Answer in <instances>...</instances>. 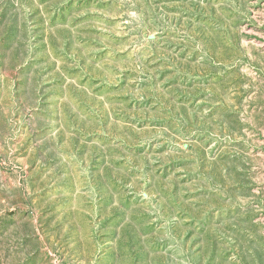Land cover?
Wrapping results in <instances>:
<instances>
[{
  "label": "rangeland",
  "instance_id": "rangeland-1",
  "mask_svg": "<svg viewBox=\"0 0 264 264\" xmlns=\"http://www.w3.org/2000/svg\"><path fill=\"white\" fill-rule=\"evenodd\" d=\"M0 264H264V0H0Z\"/></svg>",
  "mask_w": 264,
  "mask_h": 264
}]
</instances>
